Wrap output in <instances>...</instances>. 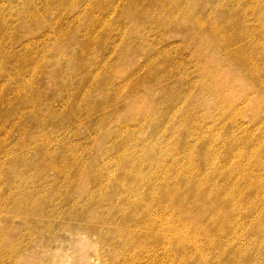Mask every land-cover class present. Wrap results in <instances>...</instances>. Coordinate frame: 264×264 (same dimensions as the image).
<instances>
[{
  "label": "rangeland",
  "instance_id": "rangeland-1",
  "mask_svg": "<svg viewBox=\"0 0 264 264\" xmlns=\"http://www.w3.org/2000/svg\"><path fill=\"white\" fill-rule=\"evenodd\" d=\"M241 41L264 71V0H0V264H197L208 240L260 242L264 90L218 85L244 75Z\"/></svg>",
  "mask_w": 264,
  "mask_h": 264
},
{
  "label": "bare ground",
  "instance_id": "bare-ground-1",
  "mask_svg": "<svg viewBox=\"0 0 264 264\" xmlns=\"http://www.w3.org/2000/svg\"><path fill=\"white\" fill-rule=\"evenodd\" d=\"M238 3H240V1H238ZM259 7V5H258ZM240 8V6H239ZM132 10V9H131ZM126 11V12H131L130 14H132L134 11ZM222 12H223V9H220ZM33 13V12H32ZM193 13V12H192ZM195 13V12H194ZM213 13L216 14V10L213 11ZM220 14V13H219ZM135 15L138 16V13H135ZM140 15V14H139ZM173 16V15H171ZM170 18V17H169ZM212 18V17H211ZM209 19V18H208ZM207 19V20H208ZM209 21V20H208ZM206 21H204V19L201 17L200 18V15H199V18L196 20V27L198 29H203L204 27L207 26V22L205 23ZM194 26V25H193ZM233 26V25H232ZM211 27H214V26H210ZM212 29V28H211ZM183 30V29H182ZM210 30V29H209ZM214 28L213 30H211V32L213 33L214 32ZM227 30V28H226ZM198 31V30H197ZM233 31V30H232ZM229 35V34H227ZM223 39H224V36H222ZM237 39V38H236ZM204 40V39H202ZM228 40V39H227ZM225 40V41H227ZM219 41V40H218ZM238 41V40H237ZM217 42V41H216ZM231 42V41H230ZM218 43V42H217ZM221 43H225L226 42H220ZM237 43V42H236ZM211 44V43H210ZM222 44V45H223ZM225 46V45H224ZM245 42L244 41H241L238 46L235 48V49H228L226 51V53L228 54V57H231L232 60H236L239 62L240 66L242 67L243 69V74L244 75H238L236 72H231L226 78L222 79V81L218 82V85H223L225 84L229 78L233 77V80L235 79H239L241 78L242 81H247V85L245 86V92L240 94V96L242 95H245V93L250 92L252 93V96L251 98L253 100L256 99L257 95H259L261 93V90H264V71L262 70L263 68L261 67L260 63L258 62V59L255 58L253 55H251V52H248L247 51V48L245 47ZM220 49V48H219ZM218 51V50H217ZM223 53V52H222ZM211 59V58H210ZM209 59V60H210ZM230 60V59H229ZM238 62L236 64H238ZM235 64V67L238 66ZM233 66V65H232ZM213 67V66H212ZM222 67V66H221ZM237 68V67H236ZM51 71V70H50ZM241 71V70H240ZM227 72V71H226ZM225 73V72H224ZM222 74V73H221ZM59 75V74H58ZM56 78V77H55ZM153 158V157H152ZM154 159V158H153ZM52 167L53 169L54 168H58V166L56 164H52ZM143 170V169H142ZM141 170V171H142ZM235 170V169H234ZM126 172H127V169H124V172L123 174L125 175L126 177ZM162 172V171H161ZM155 175V174H154ZM153 175V176H154ZM128 177V176H127ZM210 177V176H209ZM210 179H212L210 177ZM155 180V178H154ZM179 183L180 181L177 180ZM153 181L149 180V186L152 188V185H154L152 183ZM156 182V181H155ZM145 183V182H144ZM140 184H141V181H140ZM192 184V183H191ZM178 184H175V185H165V186H161L160 188H162V190L160 189V192L163 194L166 192L165 196L167 195L168 196V200L170 201L171 198V191L172 189H174ZM237 189V188H236ZM235 189V190H236ZM240 189V188H239ZM159 190V189H158ZM231 190V189H230ZM206 191V190H205ZM234 191V190H233ZM238 191V190H237ZM150 192V191H149ZM173 192V191H172ZM177 192V191H176ZM240 192V191H239ZM175 193V192H174ZM233 193V192H232ZM236 193V192H235ZM134 194V193H133ZM152 194V193H151ZM185 195V196H184ZM153 197V195H151ZM150 196V197H151ZM181 196V197H180ZM184 196V197H182ZM205 194L202 196L204 197ZM202 197H196L194 195H191L189 194L188 192H179L178 193V196L177 198L180 199V198H184V199H190L191 202L199 205L200 203V200L202 199ZM135 198V197H134ZM151 199V198H150ZM149 199V200H150ZM142 200V199H141ZM203 200L204 198L202 199V204H203ZM148 201V200H147ZM151 201V200H150ZM157 201V200H156ZM139 202H140V198H139ZM151 203V202H150ZM229 203V200L227 201H224V204H228ZM139 204V203H138ZM155 204V203H154ZM171 204V203H170ZM152 206V205H151ZM261 208V207H260ZM136 209V208H135ZM142 209V208H141ZM151 207L150 209L147 211V214H146V218L148 219V222L147 224L145 225L146 228H155V221L157 220V217L163 219L164 216H165V212H163V210L159 211V212H156L155 214L157 215V217H155V219L151 218ZM201 214L203 215L204 212L201 211ZM87 218V217H86ZM153 221H152V220ZM160 220H158L159 222ZM8 225V224H7ZM160 229H163L161 228V225H160ZM167 229V228H166ZM7 230V229H5ZM13 230V229H11ZM9 230V231H11ZM8 231V230H7ZM72 231V230H71ZM147 231V230H146ZM153 231V230H151ZM13 232V231H11ZM150 232V231H149ZM139 233V232H138ZM264 231L262 229H259L257 230V240H260V242H253L251 241L249 244H240L238 242H235V240H221V239H214V241H210L208 240L207 242H205L204 244V247L203 249H196L194 251V253L192 254H189L190 257H192L193 255V259L197 260V257L196 256H199L198 257V261H197V264H264V258L261 260V261H256L255 258L252 256L259 248H264ZM8 235V234H7ZM45 235V234H43ZM2 236V235H1ZM218 236V235H217ZM42 237V236H41ZM255 237V236H254ZM263 238V240H261ZM43 239V238H42ZM38 240V239H37ZM157 240H158V237H157ZM217 240V241H216ZM34 241V240H33ZM40 241V240H39ZM43 241V240H42ZM224 241V242H223ZM248 241V240H247ZM16 242V241H15ZM6 245V244H5ZM42 245V244H41ZM16 246V245H15ZM14 246V247H15ZM44 246V245H43ZM9 248V246H8ZM28 248V247H27ZM5 249V248H4ZM42 249V248H41ZM179 249V248H178ZM9 250V249H8ZM186 250V249H185ZM191 251V250H190ZM206 251H210V255L209 256H205L203 254V252H206ZM8 252V251H7ZM24 253V252H23ZM165 253V251H164ZM1 254V253H0ZM22 254V253H21ZM165 255H167V253H165ZM170 255V254H169ZM1 256V255H0ZM20 256V255H19ZM186 260L183 261L182 264H187L185 263ZM40 264V263H39ZM43 264V263H42Z\"/></svg>",
  "mask_w": 264,
  "mask_h": 264
}]
</instances>
